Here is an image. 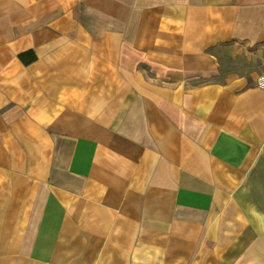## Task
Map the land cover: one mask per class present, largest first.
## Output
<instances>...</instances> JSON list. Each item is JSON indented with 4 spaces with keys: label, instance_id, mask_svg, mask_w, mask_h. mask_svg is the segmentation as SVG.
Here are the masks:
<instances>
[{
    "label": "crops",
    "instance_id": "0c3cea01",
    "mask_svg": "<svg viewBox=\"0 0 264 264\" xmlns=\"http://www.w3.org/2000/svg\"><path fill=\"white\" fill-rule=\"evenodd\" d=\"M250 52L264 0H0V264H264Z\"/></svg>",
    "mask_w": 264,
    "mask_h": 264
},
{
    "label": "rangeland",
    "instance_id": "374dc122",
    "mask_svg": "<svg viewBox=\"0 0 264 264\" xmlns=\"http://www.w3.org/2000/svg\"><path fill=\"white\" fill-rule=\"evenodd\" d=\"M229 52H227L228 54ZM229 55V54H228ZM240 58H228V64H242L246 71H241L250 79V84L256 83V74L261 73L263 55L260 53H248ZM225 74L231 71H223ZM240 72V71H238ZM242 187L233 196V204L230 211L241 214L238 222H244L249 227H264V165L260 169L245 173ZM243 218V220H241Z\"/></svg>",
    "mask_w": 264,
    "mask_h": 264
}]
</instances>
